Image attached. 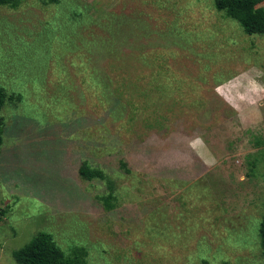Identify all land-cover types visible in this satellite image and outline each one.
Segmentation results:
<instances>
[{
  "label": "rangeland",
  "instance_id": "1",
  "mask_svg": "<svg viewBox=\"0 0 264 264\" xmlns=\"http://www.w3.org/2000/svg\"><path fill=\"white\" fill-rule=\"evenodd\" d=\"M215 4L0 6V264H264V33Z\"/></svg>",
  "mask_w": 264,
  "mask_h": 264
},
{
  "label": "trees",
  "instance_id": "2",
  "mask_svg": "<svg viewBox=\"0 0 264 264\" xmlns=\"http://www.w3.org/2000/svg\"><path fill=\"white\" fill-rule=\"evenodd\" d=\"M20 0H0V6H17ZM264 0H215L217 9H228L233 15L243 22L248 33H264V10L260 4ZM229 15V14H228ZM5 95L0 89V110L4 103ZM2 124L0 115V146L2 144ZM80 175L85 179L101 178V175L83 164L79 168ZM106 199H104L105 201ZM6 214L0 210V223ZM261 245L264 250V217L259 225ZM16 264H81L76 260L67 259L56 247L48 233H38L28 244L12 253ZM78 259V258H77Z\"/></svg>",
  "mask_w": 264,
  "mask_h": 264
}]
</instances>
